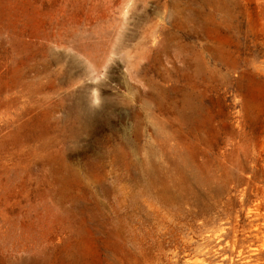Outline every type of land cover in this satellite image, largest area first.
Here are the masks:
<instances>
[{
    "label": "rangeland",
    "instance_id": "obj_1",
    "mask_svg": "<svg viewBox=\"0 0 264 264\" xmlns=\"http://www.w3.org/2000/svg\"><path fill=\"white\" fill-rule=\"evenodd\" d=\"M262 221L264 0H0V264H264Z\"/></svg>",
    "mask_w": 264,
    "mask_h": 264
},
{
    "label": "bare ground",
    "instance_id": "obj_2",
    "mask_svg": "<svg viewBox=\"0 0 264 264\" xmlns=\"http://www.w3.org/2000/svg\"><path fill=\"white\" fill-rule=\"evenodd\" d=\"M183 163H184V160H183ZM183 163H182V164L180 163V165H183ZM220 163H221V162H220ZM184 166H185V165H184ZM181 167H182V166H181ZM185 167H186V166H185ZM200 168H202V166H200ZM205 168H206V170H207V167H205ZM209 168H210V167H209ZM209 168H208V169H209ZM180 169H181V168H179V170H180ZM236 169H237V168H236ZM253 170H254V169H253ZM203 171H204V170H203ZM208 171L210 172V170H208ZM186 172H187V171H186ZM186 172H185V174H186ZM205 172H207V171H205ZM255 174H256V173H255ZM255 174H254V175H255ZM212 175H213V174H212ZM185 176H186V175H185ZM209 176H210V178H211V175H209ZM244 177H245V176H244ZM188 178H189V177H188ZM233 178H234V177H233ZM189 179H190V178H189ZM196 179H197V178H196ZM213 180H214V179H213ZM235 180H236V179H235ZM231 181H232V180H231ZM209 182H210V181H209ZM195 183H196V182H195ZM247 183H248V182H247ZM221 184H222V183H221ZM221 184H220V185H221ZM230 184H231V183H230ZM214 185H215V184H214ZM217 185H218V184H217ZM217 185H216V187H217ZM255 185H256V184H255ZM190 186H191V185H190ZM198 186H199V185H198ZM211 186H212V185H211ZM220 187H221V186H220ZM220 187H219V188H220ZM241 187H243V186H241ZM253 187H254V186H253ZM170 188H171V187H170ZM254 188H255V187H254ZM256 188H257V187H256ZM167 189H168V188H167ZM213 189H214V188H213ZM217 189H218V188H217ZM215 190H216V189H215ZM219 190H220V189H219ZM171 191H172V190H171ZM240 191H241V190H240ZM240 191H239V192H240ZM251 191H252V190L250 189V191H248V192L250 193ZM172 192H173V191H172ZM214 192H215V191H214ZM216 193H217V192H216ZM153 194H154V193H153ZM166 194H167V193H166ZM159 195H160V194H159ZM173 195H174V194H173ZM173 195H172V196H173ZM177 195H178V194H177ZM162 196H163V195H161V197H162ZM174 196H175V195H174ZM247 196H248V195H247ZM167 197H169V196H167ZM178 197H179V196H178ZM197 197H198V196H197ZM159 198H160V197H159ZM173 198H174V197H173ZM184 198H185V197H184ZM240 198H241V197H240ZM169 199H170V198H169ZM175 199H177V198H175ZM182 199H183V198H182ZM172 200H173V199H172ZM192 200H193V199H191V202H192ZM178 201H179V200H178ZM182 202H183V201H182ZM171 203H172V202H171ZM185 203H186V202H185ZM197 203H198V202H197ZM256 203H257V202H256ZM161 204H162V203H161ZM163 204H164V203H163ZM253 204H254V203H253ZM166 205H167V204H166ZM220 205H221V204H220ZM254 205H255V204H254ZM167 206H168V205H167ZM174 206H175V205H174ZM209 206H210V204H209ZM252 206H253V205H252ZM256 206H257V204H256ZM256 206H255V207H256ZM168 207H169V206H168ZM178 207H179V206H178ZM197 207H198V205H197ZM204 207H206V206H204ZM257 207H260V206L258 205ZM247 208H248V207H247ZM181 209H182V208H181ZM195 209H196V208H195ZM206 209H207V208H206ZM210 209H211V208H210ZM256 209H258V208H254V210H255L256 212H258ZM208 210H209V209H208ZM190 211H191V210H190ZM209 211H210V210H209ZM209 211H207V212H209ZM213 211H214V210H213ZM255 211H252V213L255 212ZM203 212H204V211H203ZM211 212H212V211H211ZM192 213H193V212H192ZM196 213H197V212H196ZM234 213H235V212H234ZM234 213H233V214H234ZM204 214H205V212H204ZM207 214H209V213H206V215H207ZM187 215H188V214H187ZM196 216H197V215H196ZM233 216H234V215H233ZM253 216H254V215H253ZM256 216H257V215H256ZM190 217H191V216H190ZM236 217H237V215L235 214V219H236ZM175 218H176V217H175ZM255 218H256V217H255ZM157 219H158V218H157ZM154 220H155V219H154ZM154 220H153V221H154ZM180 220H181V218H180ZM170 222H171V221H170ZM262 222H263V221H262ZM262 222H261V223H262ZM235 223H236V222H235ZM263 223H264V222H263ZM156 224H157V222H156ZM175 224H176V222H175ZM175 224H174V225H175ZM253 224H255V223H253ZM180 226H181V225H180ZM254 226H255V225H254ZM156 227H157V226H156ZM252 227H253V226H252ZM151 228H152V227H151ZM180 228H181V227H180ZM180 228H179V229H180ZM255 229H256V228H255ZM153 230H154V229H153ZM167 230H168V229H167ZM220 230H221V229H220ZM154 231H155V230H154ZM154 231H153V232H154ZM164 232H165V231H164ZM219 232H220V231H218V233H219ZM222 232H223V230H222ZM222 232H221V233H222ZM174 233H176V232H174ZM218 233H217V234H218ZM171 234H172V233H170V235H171ZM232 234H233V233H232ZM251 234H252V233H251ZM261 234H262V233H261ZM261 234L259 233V235H261ZM162 235H163V234H162ZM215 235H216V234H215ZM263 235H264V234H263ZM160 236H161V235H160ZM176 236H177V235H176ZM167 237H168V236H167ZM172 237H174V236L172 235ZM178 237H179V236H178ZM160 238H162V237H160ZM163 238H164V237H163ZM262 238H263V237H262ZM262 238H261V239H262ZM156 239H157V238H156ZM165 239H166V238H165ZM177 239H178V238H177ZM190 239H191V238H190ZM217 239H219V238H217ZM254 239H255V238H254ZM166 240H167V239H166ZM187 240L189 241V239H187ZM262 240H263V241H262ZM262 240L259 241V245L261 244V241H262V243L264 242V238H263ZM173 242H174V241H173ZM223 242H224V241H223ZM226 243H227V242H226ZM249 243H250V242H249ZM166 244H167V243H166ZM257 244H258V243H257ZM263 244H264V243H263ZM259 245H258V246H259ZM173 246H174V245H173ZM229 246H230V245H229ZM261 246L263 247L264 245H260V247H261ZM231 247H232V246H231ZM217 248H218V247H217ZM248 248L250 249V247H248ZM251 249H253V248H251ZM260 249H261V248H260ZM238 250H239V249H237L236 251L238 252ZM255 250H256V249H255ZM258 250H259V249H258ZM263 250H264V249H263ZM179 251H180V250H179ZM237 252H236V254H237ZM251 252H252V251H251ZM251 252H250V253H251ZM254 252H255V251H253V253H254ZM199 253H200V252H199ZM255 253H256V252H255ZM147 254H148V253H147ZM238 254H239V252H238ZM238 254H237V255H238ZM248 254H249V253H248ZM242 255H243V254H242ZM244 255H245V254H244ZM249 255H250V254H249ZM222 256H223V255H222ZM240 256H241V255H240ZM224 257H226V256L224 255ZM247 257H248V256H247ZM150 258H151V256H150ZM199 258H200V257H199ZM228 258H229V257H228ZM238 258H239V256H238ZM193 259H194V258H193ZM197 259H198V258H197ZM194 260H195V259H194ZM229 260H230V259H229ZM246 260H247V259H246ZM187 261H188V260H187ZM191 262H192V261H191ZM197 262H199V261H197ZM203 262H205V261L203 260ZM228 262H229V261H228ZM259 262H261V261H259ZM188 263H190V262H188ZM229 263H230V262H229ZM200 264H201V263H200ZM248 264H249V263H248Z\"/></svg>",
    "mask_w": 264,
    "mask_h": 264
}]
</instances>
